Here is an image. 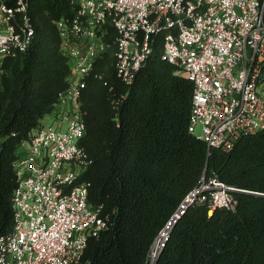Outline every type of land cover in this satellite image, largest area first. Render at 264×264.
<instances>
[{
    "label": "trees",
    "instance_id": "trees-1",
    "mask_svg": "<svg viewBox=\"0 0 264 264\" xmlns=\"http://www.w3.org/2000/svg\"><path fill=\"white\" fill-rule=\"evenodd\" d=\"M77 6V0H31L33 42L4 63L0 236L13 229L19 148L68 86L70 65L56 21ZM161 52L157 42L132 84L118 76L112 50L87 79L80 144L89 165L82 180L89 183V204L103 206L109 226L90 238L81 264H148L184 197L212 173L240 189L235 209L190 205L155 264H264V130L209 154L207 142L189 129L194 84Z\"/></svg>",
    "mask_w": 264,
    "mask_h": 264
},
{
    "label": "built area",
    "instance_id": "built-area-1",
    "mask_svg": "<svg viewBox=\"0 0 264 264\" xmlns=\"http://www.w3.org/2000/svg\"><path fill=\"white\" fill-rule=\"evenodd\" d=\"M77 3L74 14L56 21L70 65L68 86L19 148L14 223L0 236V264H81L90 238L108 228L103 206L88 202L82 175L89 159L80 141L83 90L109 50L118 76L132 84L161 43L162 58L194 84L189 129L207 142L209 154L216 147L230 151L243 135L264 130V0ZM30 6L31 0H0V89L5 61L33 42ZM238 190L215 173L205 175L174 215L195 203L235 209Z\"/></svg>",
    "mask_w": 264,
    "mask_h": 264
},
{
    "label": "water",
    "instance_id": "water-1",
    "mask_svg": "<svg viewBox=\"0 0 264 264\" xmlns=\"http://www.w3.org/2000/svg\"><path fill=\"white\" fill-rule=\"evenodd\" d=\"M179 217H180V216H179ZM179 217H175V215H173V216L170 218V220L168 221L167 225L163 228V230H164V229L168 226L170 229H169V232H168L166 238L164 239V241H163V243H162V245H161V247H160V249H159V251H158V254H157V256H156V258H155L153 264L156 263V260H157V258H158V255L161 253L162 248L164 247V245H165V243H166V241H167V239H168V237H169V234H170V232H171L173 226L175 225V223L177 222V220H178ZM171 223H172V224H171ZM163 230H162V231H163ZM162 231H161V232H162ZM161 232H160V233H161ZM159 235H160V234H159ZM159 235H158V237H159ZM158 237H157V238H158ZM157 238H156V239H157Z\"/></svg>",
    "mask_w": 264,
    "mask_h": 264
},
{
    "label": "bare ground",
    "instance_id": "bare-ground-1",
    "mask_svg": "<svg viewBox=\"0 0 264 264\" xmlns=\"http://www.w3.org/2000/svg\"><path fill=\"white\" fill-rule=\"evenodd\" d=\"M172 224V223H171ZM169 227L167 226L161 233H160V239L156 242L154 249L152 250L151 258L152 260H155L158 251L160 249L161 241L166 237V235L169 232Z\"/></svg>",
    "mask_w": 264,
    "mask_h": 264
},
{
    "label": "rangeland",
    "instance_id": "rangeland-1",
    "mask_svg": "<svg viewBox=\"0 0 264 264\" xmlns=\"http://www.w3.org/2000/svg\"><path fill=\"white\" fill-rule=\"evenodd\" d=\"M45 120L47 121V122H49L50 120H51V117L49 116H47L46 118H45ZM210 212H213V209H210ZM150 261H151V256H150Z\"/></svg>",
    "mask_w": 264,
    "mask_h": 264
}]
</instances>
